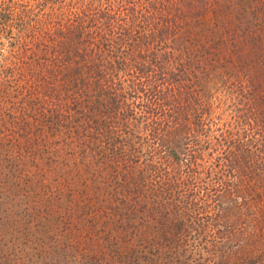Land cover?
<instances>
[{"label":"trees","instance_id":"obj_1","mask_svg":"<svg viewBox=\"0 0 264 264\" xmlns=\"http://www.w3.org/2000/svg\"><path fill=\"white\" fill-rule=\"evenodd\" d=\"M0 264H264V0H0Z\"/></svg>","mask_w":264,"mask_h":264}]
</instances>
